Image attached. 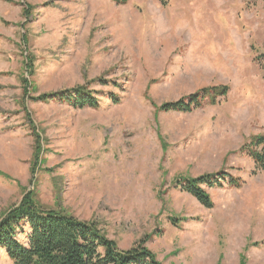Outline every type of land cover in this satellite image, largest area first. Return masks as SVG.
Returning <instances> with one entry per match:
<instances>
[{
  "label": "rangeland",
  "instance_id": "obj_1",
  "mask_svg": "<svg viewBox=\"0 0 264 264\" xmlns=\"http://www.w3.org/2000/svg\"><path fill=\"white\" fill-rule=\"evenodd\" d=\"M119 1L0 0V220L31 192L163 264H264V2ZM76 87L98 107L36 100ZM217 173L209 209L181 190Z\"/></svg>",
  "mask_w": 264,
  "mask_h": 264
},
{
  "label": "trees",
  "instance_id": "obj_2",
  "mask_svg": "<svg viewBox=\"0 0 264 264\" xmlns=\"http://www.w3.org/2000/svg\"><path fill=\"white\" fill-rule=\"evenodd\" d=\"M159 1L162 5L166 3V0ZM262 56L264 57V53ZM22 82L25 87L29 85L26 79ZM85 91L83 87H76L62 93L40 95L36 100L40 102L58 100L75 109L97 108V101ZM202 92L201 95L188 96V103L179 100L164 103L158 109L164 112H191L200 106L207 92H212L213 97L225 96L228 87H211ZM242 150L246 151L253 161L252 175L257 171H264V135L251 138L248 143H244ZM226 176L217 173L183 180L181 190L209 209L212 207V201L203 187L219 188L223 183L232 187L237 186L233 179L229 177L227 179ZM24 227L28 228L27 233L24 232ZM19 234L25 235V242L21 243L17 239ZM0 249L6 253L12 264H163L152 251L143 246V242L121 250L93 223L79 221L62 212L42 210L32 198L31 192L18 206L3 214L0 220Z\"/></svg>",
  "mask_w": 264,
  "mask_h": 264
}]
</instances>
